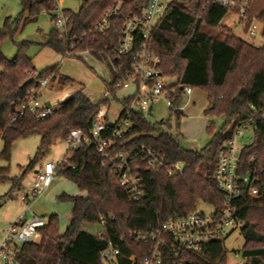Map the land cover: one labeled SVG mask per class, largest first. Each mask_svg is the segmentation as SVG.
<instances>
[{
  "label": "trees",
  "instance_id": "obj_1",
  "mask_svg": "<svg viewBox=\"0 0 264 264\" xmlns=\"http://www.w3.org/2000/svg\"><path fill=\"white\" fill-rule=\"evenodd\" d=\"M122 1L119 15L99 34L92 29L93 25L116 0H81L76 13L64 10L68 18L65 38L59 39L53 27L42 46L62 55L67 50L68 57L77 56L73 51L87 49L106 64L109 72L110 60L127 69L131 54L120 61L114 56L123 19L128 13L139 14L147 0ZM19 5L15 23L36 21L43 11L53 19L54 0H19ZM228 11L212 0H171L151 30L150 51L159 57L162 73L174 79L166 88L173 108L169 109V119L160 122H150L148 115L133 112L132 128L114 147V152L135 157L143 191L141 198L135 200L119 185L116 174L103 164L95 145L83 143L75 149L68 148L66 162L58 163L55 171L86 195L62 193L56 197L57 201L71 203L65 230H58L56 214L46 217V224L38 228L39 239L20 246L17 253L20 264H104L100 254L110 245L119 249L117 263L129 264L133 258H143L150 246L148 240L137 242L136 238L154 233L167 219L185 216L196 209L198 202L219 212L225 205V197L213 180L217 153L232 137L238 123L244 122L252 126L253 138L241 149L239 173L255 180L257 195L233 199L230 209L243 224L239 230L243 237L242 264H264V45L245 41L221 25ZM247 18L257 19L264 29V0L253 1ZM205 28H217L224 36L221 38ZM13 31L7 18L0 29V47ZM30 44L26 40L19 42L10 60L0 49V155L8 159L17 140L34 134L40 137L22 177L34 168L55 140H65L70 130H80L88 136L102 105L93 104L79 90L58 103L56 110L45 118L37 119L29 112L19 115L18 102L36 89L37 80L49 77L60 86L74 83L59 73L57 65L37 72L27 54ZM183 88L203 90L207 100L204 116L224 119L219 130L208 122L205 128L208 140L200 149L184 148L178 136L169 132L171 117L179 130ZM106 92L114 96L111 83L106 84ZM120 102L122 108L127 103L126 99ZM141 147L157 151L164 166L156 170L147 168L138 153ZM175 163L184 165L181 173L168 174V168ZM7 171L6 167H0V180L7 176ZM20 179H16L14 187H18ZM100 218L105 219L100 235L83 229L84 225L98 224ZM163 240L161 264H226L223 241L210 243L197 254L175 244L169 235H163Z\"/></svg>",
  "mask_w": 264,
  "mask_h": 264
},
{
  "label": "built area",
  "instance_id": "obj_2",
  "mask_svg": "<svg viewBox=\"0 0 264 264\" xmlns=\"http://www.w3.org/2000/svg\"><path fill=\"white\" fill-rule=\"evenodd\" d=\"M170 1L147 0L139 14L128 13L123 19L114 56L116 60L120 61L123 57L131 54V61L129 67L124 69L122 64L115 65L110 60L111 86L114 89L132 87L133 91L126 98L127 103L122 108L118 118L113 123L108 124L106 122L107 106L101 105L94 116L88 136L83 135L80 130H70L65 139L70 150L83 143L95 145L103 164H107L112 169L118 178L119 185L132 194L135 200H139L143 194L138 173L139 167L135 164L136 159L121 151L114 152V147L132 128L131 115L133 112H140L143 116L149 115L153 104L160 97L165 100L169 109L173 108L171 95L166 90L168 85L165 83L170 77L162 73L158 67L159 57L150 51L151 30L166 12ZM253 1L212 0L215 5L227 8L238 16L250 38L258 33L263 26L257 19L249 20L247 18ZM122 2V0H116L112 6L107 8L103 16L93 25L92 29L96 33L102 34L108 29L113 18L119 15ZM42 13L47 15L44 11ZM51 14L59 39L65 38L68 30V18L64 10H60L55 0ZM70 47L72 49L73 45ZM73 52L74 55H80L88 53V50ZM67 55H69V51L66 50L63 56ZM47 84V78L39 79L36 89H43ZM182 90L186 95L191 93L190 88H183ZM35 94L36 91L32 89L24 99L18 102L19 115L29 112L35 115L37 119L45 118L51 115L56 110L58 103L64 100L48 102L47 104L41 103ZM246 125L247 122L238 123L232 137L217 153L213 180L217 189L224 194V207L219 212L212 208L210 212L195 209L185 216L167 219L160 228L149 236H138L137 242L148 240L150 246L143 258L139 260L133 258L129 264H161L160 247L164 241L163 235H169L178 246L200 254L204 246L223 241L231 232L240 230L243 224L232 215L230 202L244 195H257L255 180L239 173V156L244 146H238L235 138L242 134ZM138 153L141 160L146 162L147 168L156 170L164 166V160L157 151L141 147L138 149ZM66 159L67 155H64L58 163H64ZM56 165L51 162L43 163L42 167L34 172L31 184L20 195L19 201L24 204L22 213L0 234V264H20L17 259L20 246L39 239L38 228L46 224V218L35 215L30 209V203L41 195L50 184L55 174ZM181 170L179 163H175L168 168V174H180ZM104 223L105 219L100 218L98 224L95 225L100 226L101 230L91 233L95 236L100 235L103 232ZM118 255L119 249L111 245L100 254L104 264H118Z\"/></svg>",
  "mask_w": 264,
  "mask_h": 264
},
{
  "label": "rangeland",
  "instance_id": "obj_3",
  "mask_svg": "<svg viewBox=\"0 0 264 264\" xmlns=\"http://www.w3.org/2000/svg\"><path fill=\"white\" fill-rule=\"evenodd\" d=\"M60 10H70L76 13L81 5V0H55ZM20 12L19 0H0V29L7 18L11 21L14 29L12 35L7 37L1 44V52L8 60L12 59L16 52V45L21 41H30L27 54L32 58V63L37 72L48 67L57 65L59 73L69 77L74 83L69 86H60L56 80L52 81L49 77L45 88L33 89L36 91V97L41 103H48L57 100L68 94V97L81 90V92L93 103L107 106L106 122L113 123L119 116L122 108L121 98L127 97L132 93L133 88L115 89L114 96L106 92V84L111 83L112 76L101 60H98L90 53H83L77 56L68 57L55 52L53 49L42 46L46 41L47 34L54 27L50 17L41 13L36 21L26 24L15 23L14 19ZM221 25L226 26L233 35L240 38H247L243 33L242 26L238 23V16L232 12L228 13L222 19ZM206 31L223 37L219 29L205 28ZM256 44L264 40V32L256 33L252 37ZM169 86L174 83L173 78L165 81ZM198 95V96H196ZM191 98L195 104H191ZM206 106L204 91L195 88L192 94L183 95L180 104L182 111L179 130H176L174 117L170 118L171 128L169 132L179 138L180 144L187 149H200L208 140L205 128L209 121L213 123L214 129L219 130L224 122L223 117L204 116L203 109ZM170 117V110L166 106L165 100L159 98L152 106L151 113L147 116L150 122L166 121ZM253 138V128L246 125L241 135H237L235 141L238 146H245ZM40 137L36 134L17 140L10 151L8 159L0 155V167L8 169L7 176L0 180V234L2 231L22 213L24 204L19 201L20 195L31 184L34 171L45 162L57 164L68 149V143L64 139L55 140L50 149L34 165V169L29 170L22 177L28 161L33 157L39 144ZM2 145L0 144V153ZM21 177L20 185L14 187L16 179ZM51 186L44 190L35 200L31 201L30 209L38 216L48 217L50 214H56L58 217V230L63 232L69 222L70 203L56 200V194L64 190L67 194H76L85 196L86 193L79 191L69 179L62 174H54L51 180ZM196 209L203 212H210L211 207L208 204L198 202ZM83 229L89 232L101 230L100 226L87 224ZM243 245V237L239 231L231 232L224 240L223 246L226 250V264H242L243 258L240 249Z\"/></svg>",
  "mask_w": 264,
  "mask_h": 264
},
{
  "label": "crops",
  "instance_id": "obj_4",
  "mask_svg": "<svg viewBox=\"0 0 264 264\" xmlns=\"http://www.w3.org/2000/svg\"><path fill=\"white\" fill-rule=\"evenodd\" d=\"M238 23H239V18H238ZM240 24V23H239ZM241 26H242V30H243V33L247 36V38H242L243 40H245V41H248V42H250V43H253L254 45H256V46H261V45H264V40L263 41H261L259 44H256L254 41H253V39L252 38H250L247 34H246V29H245V26L241 23L240 24ZM261 32H262V34H263V32H264V29H263V26H262V28H261V30H260ZM128 89V88H127ZM193 90V89H192ZM192 90H191V93L190 94H192ZM130 95V94H129ZM128 95V96H129ZM185 95V94H184ZM127 96V97H128ZM196 96H198V95H196ZM204 96H205V100H206V94L204 93ZM68 97V94H65L64 96H62L61 98H59V99H57V100H63V99H65V98H67ZM127 97H123V98H121V100H123V99H126ZM190 103L191 104H195V102H194V99L193 98H191V100H190ZM47 104V103H46ZM206 106H207V100H206ZM206 106H205V108H206ZM205 108L203 109V111L205 110ZM55 142V141H54ZM53 142V143H54ZM207 142V141H206ZM52 143V144H53ZM42 167V166H41ZM40 167V168H41ZM39 168V169H40ZM34 169V168H33ZM35 171H37V170H35ZM34 171V172H35ZM55 174H57L56 173V171H55ZM52 182V181H51ZM51 182H50V184L47 186V188H46V190H48L49 188H50V186H51ZM19 185H20V183H19ZM18 185V186H19ZM62 193H66L64 190H62V192H60V193H58V194H56V197L58 196V195H60V194H62ZM67 194V193H66ZM68 195H76V194H68ZM71 204V203H70ZM71 206V205H70ZM70 210H71V207H70ZM35 214V213H34ZM36 215V214H35ZM38 216V215H37ZM40 217H45V216H40ZM46 218V217H45Z\"/></svg>",
  "mask_w": 264,
  "mask_h": 264
},
{
  "label": "water",
  "instance_id": "obj_5",
  "mask_svg": "<svg viewBox=\"0 0 264 264\" xmlns=\"http://www.w3.org/2000/svg\"><path fill=\"white\" fill-rule=\"evenodd\" d=\"M179 167L183 168V167H184V165H183V164H179Z\"/></svg>",
  "mask_w": 264,
  "mask_h": 264
}]
</instances>
